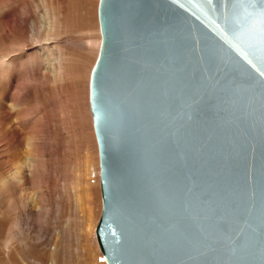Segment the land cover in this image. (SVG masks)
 <instances>
[{"label":"water","instance_id":"obj_1","mask_svg":"<svg viewBox=\"0 0 264 264\" xmlns=\"http://www.w3.org/2000/svg\"><path fill=\"white\" fill-rule=\"evenodd\" d=\"M90 110L107 264H264V0H100Z\"/></svg>","mask_w":264,"mask_h":264},{"label":"rangeland","instance_id":"obj_2","mask_svg":"<svg viewBox=\"0 0 264 264\" xmlns=\"http://www.w3.org/2000/svg\"><path fill=\"white\" fill-rule=\"evenodd\" d=\"M99 2L0 0V264H92V245L81 243L79 234L86 225L85 198L68 200L70 176L60 177L59 185H54L53 174L65 169L60 158L52 157L49 162L51 181L49 188L43 187L42 178L37 179L40 171L30 172L29 144L35 138L33 131L45 124L50 137L37 141L48 153L57 145L48 106L54 99L52 59L59 49L71 77L70 87L87 89L97 150L95 154L92 149L89 156L93 165L98 158L100 170L90 110L91 73L99 54L89 51V45L101 44ZM75 75L82 76L81 80H75ZM46 107L49 116L42 120L39 110ZM16 170L19 174L12 177ZM98 189L99 198L93 190L90 215L95 228L102 213L101 185ZM97 251L104 260L99 245Z\"/></svg>","mask_w":264,"mask_h":264},{"label":"bare ground","instance_id":"obj_3","mask_svg":"<svg viewBox=\"0 0 264 264\" xmlns=\"http://www.w3.org/2000/svg\"><path fill=\"white\" fill-rule=\"evenodd\" d=\"M92 45L93 44L89 45V51L94 50L95 54H99L101 44L95 47H92ZM56 50L58 52V55L52 59L53 62L51 65V73L53 74L51 90L54 93V99L49 101L50 104L48 108H50L49 113H51L52 121H54L53 123L55 125L54 130L56 132L54 137H57L55 138L54 142H57V145H54V150H52L53 153H48V148L47 150H45L46 148L44 147V145H40V143L37 141V139H39L41 142L43 140V137H50V134H45L47 125L41 124L39 126V130H34L33 132L35 138L29 144V151H31L32 153L29 158V161L32 165V169L30 172L31 174L36 175V170L40 171L37 179L39 180L40 178H42L43 187L49 188L51 181L50 171L52 166L49 164V162H51L52 157L61 159L62 165L65 168L64 173H59L58 171H56L55 174H53L54 185L56 187L59 185L60 177L63 176L68 178V176H70L68 182H70V186L72 187V189H68V200H71L70 202H72L73 199L76 202H80L82 198H85L87 213L84 216L83 221L86 222V225H83L84 229L79 231L81 243H83L82 241H84L92 245V248L90 249H93V254L90 255L91 251L89 252L92 264H107L105 260H103L102 257L98 254L97 247L99 243L96 237V221L92 222L90 216L94 187L99 198L98 186L101 184L99 181L100 170L98 158L95 157L93 165L90 159L91 157L89 156L92 149H95V154H97V150L94 135L92 132L91 119L88 114L87 89L79 90V87H76L74 89L70 87V85H72L70 84L71 77L66 74L64 66L65 60H63V56L60 50ZM75 76L77 77L75 78V80H81L80 78H82V76ZM48 108L46 107L42 110H39L41 112L40 118L42 120H46V118L49 116ZM81 153H83L82 158L80 157ZM18 174L19 171L16 170L13 172L12 177L17 176ZM80 194L82 195L80 196ZM97 201L100 208L99 199ZM84 251L88 253L86 251V247Z\"/></svg>","mask_w":264,"mask_h":264}]
</instances>
